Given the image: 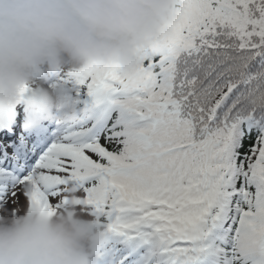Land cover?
Listing matches in <instances>:
<instances>
[{"label":"snow or ice","instance_id":"obj_1","mask_svg":"<svg viewBox=\"0 0 264 264\" xmlns=\"http://www.w3.org/2000/svg\"><path fill=\"white\" fill-rule=\"evenodd\" d=\"M140 72L64 76L77 124L0 112V194L51 209L74 183L109 234L98 264H264V0H180Z\"/></svg>","mask_w":264,"mask_h":264},{"label":"clouds","instance_id":"obj_2","mask_svg":"<svg viewBox=\"0 0 264 264\" xmlns=\"http://www.w3.org/2000/svg\"><path fill=\"white\" fill-rule=\"evenodd\" d=\"M179 7L180 0H0V112L23 106L28 128L82 122L90 110L63 77L115 67L139 79ZM108 236L71 182L59 207L0 206V264H98Z\"/></svg>","mask_w":264,"mask_h":264},{"label":"rangeland","instance_id":"obj_3","mask_svg":"<svg viewBox=\"0 0 264 264\" xmlns=\"http://www.w3.org/2000/svg\"><path fill=\"white\" fill-rule=\"evenodd\" d=\"M82 192V191H81ZM83 193V192H82ZM84 194V193H83ZM59 202V201H58ZM0 206H3L9 211H12L18 207H20L19 203L12 204L11 198L10 197H5V196H0ZM21 208V207H20Z\"/></svg>","mask_w":264,"mask_h":264}]
</instances>
